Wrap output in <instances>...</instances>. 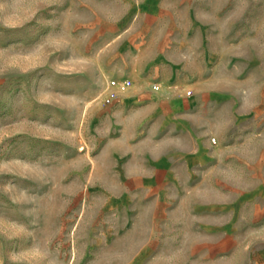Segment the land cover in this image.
Segmentation results:
<instances>
[{
  "label": "rangeland",
  "instance_id": "374dc122",
  "mask_svg": "<svg viewBox=\"0 0 264 264\" xmlns=\"http://www.w3.org/2000/svg\"><path fill=\"white\" fill-rule=\"evenodd\" d=\"M189 129L222 166L178 173ZM215 190L239 245L205 262L181 222ZM255 204L264 0H0V264H264Z\"/></svg>",
  "mask_w": 264,
  "mask_h": 264
},
{
  "label": "crops",
  "instance_id": "0c3cea01",
  "mask_svg": "<svg viewBox=\"0 0 264 264\" xmlns=\"http://www.w3.org/2000/svg\"><path fill=\"white\" fill-rule=\"evenodd\" d=\"M186 99H182L185 101ZM223 97L220 94H209L208 96L203 94H193L188 96L187 101L189 102V107H193V111L195 116H200L202 108L206 107V105L213 104L216 102H222ZM180 100L178 99V104ZM205 110V108H204ZM192 110H189L188 116L192 118ZM205 111H203L204 113ZM202 115V114H201ZM210 117V115H208ZM218 133L215 130L206 129L203 133ZM189 139L190 142L188 143L187 147H176L174 150L177 151V157L174 158V162L177 163L178 166H181V170L179 168L178 173L184 174L187 173L188 176L191 174H208L209 171L206 169L208 166H222L225 162H223V158L226 159L225 150L226 148L223 147V144L219 141L216 142L214 145L209 141L201 142L197 136H192V131L189 129ZM204 133V134H205ZM213 151L214 154H211ZM184 167H187L186 169ZM193 167V168H189ZM196 167L198 169L196 170ZM204 167V170L200 168ZM163 169H154L152 173H150V177L156 175V173L161 174L165 177V174L169 172V168L165 165L162 167ZM155 178V176H154ZM214 195L217 196L220 200L223 198L224 206L219 205H212V206H196V207H189L187 214H188V221L187 223L182 221V224H187L188 229V237L191 238V246L198 247V254L199 259L201 261H212L213 257H222L227 255L229 251V241L230 245L233 244L236 246L239 245L238 242V226H233V223L237 222V214L238 208L235 207L234 211L236 212V218L232 216V212L228 210L227 202H226V193L222 192L221 190H215ZM219 203H222L220 201ZM259 205L255 204L254 210L252 212V221H260V217L264 216V207L262 211H258ZM176 210V209H175ZM177 212H180V209H177ZM155 212H152L154 214ZM152 214L150 216L152 218ZM233 251V250H231ZM201 256V257H200ZM198 260V259H197Z\"/></svg>",
  "mask_w": 264,
  "mask_h": 264
}]
</instances>
